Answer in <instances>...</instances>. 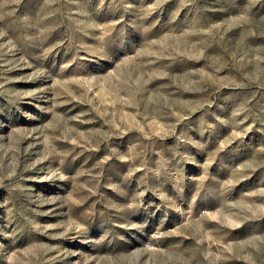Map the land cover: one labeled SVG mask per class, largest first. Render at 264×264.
Masks as SVG:
<instances>
[{
    "label": "rangeland",
    "instance_id": "obj_1",
    "mask_svg": "<svg viewBox=\"0 0 264 264\" xmlns=\"http://www.w3.org/2000/svg\"><path fill=\"white\" fill-rule=\"evenodd\" d=\"M0 264H264V0H0Z\"/></svg>",
    "mask_w": 264,
    "mask_h": 264
}]
</instances>
